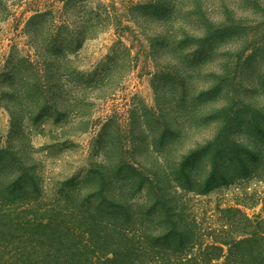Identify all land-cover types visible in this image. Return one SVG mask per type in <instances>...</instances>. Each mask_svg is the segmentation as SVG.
I'll return each mask as SVG.
<instances>
[{
  "label": "rangeland",
  "instance_id": "rangeland-1",
  "mask_svg": "<svg viewBox=\"0 0 264 264\" xmlns=\"http://www.w3.org/2000/svg\"><path fill=\"white\" fill-rule=\"evenodd\" d=\"M132 1L117 0V5L129 3L131 10ZM31 3L13 7L9 18L0 23V76L20 68L25 71L21 64L12 66L18 59H38L25 27L34 14L32 10H45V3ZM53 3L59 13L62 1ZM170 3L174 13L168 18L155 10L148 19L143 9L122 10L120 16L128 14L133 22L132 17L146 21L141 19L138 26L124 22L130 28L122 25L119 30L111 26L87 40L77 55L70 53L79 74L66 82L64 92L57 93L54 108L38 120L34 119L37 109L28 98L23 100V111H19L15 80L0 82V150H6L8 155L22 154L28 176L37 177L42 186L40 198L46 202H60L75 186L82 187L81 197L94 190L96 184H80L86 181L92 164L102 162L108 149L116 151L120 145L134 162L156 167V153L170 151L167 122L171 112L185 109L196 98L194 106L203 115L196 121L198 133L191 143L206 145L213 136L214 122L206 120L205 114L219 108L221 120L229 124L224 135L241 141V146L231 148L245 154V161L242 165L238 164L239 158L233 165L221 162V166L229 168L217 180L229 185L207 196L186 195L187 206L194 213L213 215L218 207L240 204L251 217L264 214V0ZM163 28L175 38L183 36L185 30L191 34V38L180 39L184 43L179 49L181 54L169 55L164 42H150L149 37ZM206 32H210L211 39L200 48L197 42ZM121 40L127 49L116 50ZM12 54L15 58H11ZM194 54H199L200 59L192 68L193 79L184 84L176 76L182 70L180 60L189 61ZM116 60L120 65L114 68ZM111 68L103 87L92 90L95 81ZM181 145L182 140L177 139L171 148L177 150ZM113 153L117 157V151ZM201 166V175L208 174L205 164ZM14 171L2 177L3 183L7 184L6 177ZM135 200L142 201L143 194ZM1 252L0 264L4 260Z\"/></svg>",
  "mask_w": 264,
  "mask_h": 264
},
{
  "label": "trees",
  "instance_id": "trees-1",
  "mask_svg": "<svg viewBox=\"0 0 264 264\" xmlns=\"http://www.w3.org/2000/svg\"><path fill=\"white\" fill-rule=\"evenodd\" d=\"M53 1L0 0V23L9 18L15 6L45 3V10L30 8L34 14L25 27L37 61L30 57L18 59L12 66L21 64L25 71L20 68L0 76V82L15 80L20 112L25 98L34 103L35 120L54 108L57 93H63L66 82L79 74L70 53L77 55L87 40L111 26L119 30L122 25L130 28L124 22L140 25V20L150 18L153 10L168 18L174 13L170 1L177 2L134 0L131 10L143 9L145 19L132 17L133 22L128 14L120 16L122 10L131 11L129 3L118 7L117 0L97 4L90 0H61L62 10L57 13ZM209 33L200 37V48L211 39ZM190 35L185 30L183 36L175 38L163 28L149 39L164 42L169 55H179L184 44L180 39ZM122 48L126 47L121 40L115 49ZM11 58H15L14 54ZM199 59V54H194L189 61L180 60L182 70L176 76L184 84L193 79ZM119 65L116 60L112 66ZM111 71L108 69L106 76L97 79L92 90L101 89ZM195 101L196 98L185 109L171 112L174 116L170 115L167 122L170 151L156 153V167L134 162L122 145L116 150L117 157L113 153L116 151L108 149L104 160L92 164L86 181L80 184H96L82 197V187L75 186L60 202H46L40 198L42 186L37 177L28 176L22 154L8 155L6 150H0L1 264H264L263 213L251 217L240 204L218 207L213 215L194 213L184 199L190 194L207 196L229 185L225 180L221 184L217 178L225 174L235 158H239L240 165L245 161V154L231 148L241 146V141L224 135L229 124L221 120L219 108L205 114L206 120L214 122L213 136L208 137L206 145L191 143L198 133L196 121L203 115L194 106ZM177 139L182 140V145L174 150L171 146ZM221 162L228 165L223 167ZM201 164H205L208 174L201 175ZM12 169L15 171L6 177L7 184L3 183L2 177ZM138 194H143L142 201L135 200Z\"/></svg>",
  "mask_w": 264,
  "mask_h": 264
}]
</instances>
